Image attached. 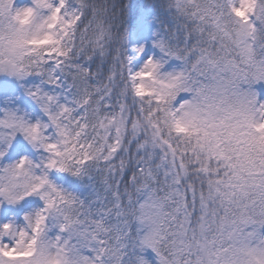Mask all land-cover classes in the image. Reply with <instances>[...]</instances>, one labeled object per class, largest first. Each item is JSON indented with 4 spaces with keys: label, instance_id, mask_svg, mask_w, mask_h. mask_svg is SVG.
<instances>
[{
    "label": "snow or ice",
    "instance_id": "1",
    "mask_svg": "<svg viewBox=\"0 0 264 264\" xmlns=\"http://www.w3.org/2000/svg\"><path fill=\"white\" fill-rule=\"evenodd\" d=\"M0 264H264V0H0Z\"/></svg>",
    "mask_w": 264,
    "mask_h": 264
},
{
    "label": "trees",
    "instance_id": "2",
    "mask_svg": "<svg viewBox=\"0 0 264 264\" xmlns=\"http://www.w3.org/2000/svg\"><path fill=\"white\" fill-rule=\"evenodd\" d=\"M98 2H101V3H102V2H103V0H98Z\"/></svg>",
    "mask_w": 264,
    "mask_h": 264
}]
</instances>
